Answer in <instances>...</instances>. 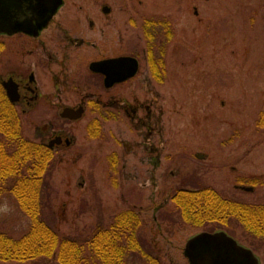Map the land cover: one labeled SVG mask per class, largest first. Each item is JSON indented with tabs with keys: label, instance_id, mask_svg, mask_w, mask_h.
<instances>
[{
	"label": "rangeland",
	"instance_id": "rangeland-1",
	"mask_svg": "<svg viewBox=\"0 0 264 264\" xmlns=\"http://www.w3.org/2000/svg\"><path fill=\"white\" fill-rule=\"evenodd\" d=\"M64 3L55 19L73 27L72 37L96 44L98 52L90 46L74 47L62 67H32L44 99L26 113L16 108L25 140L47 143L51 132L42 128L51 122L72 141L70 147L51 152L44 218L60 235L84 240L96 227H107L118 213L133 209L141 219L148 257L157 264H187L183 249L188 239L224 230L182 223L171 203L175 191L209 187L226 200L264 205V129L255 127L264 106V0ZM104 5L110 8L108 15L101 12ZM146 20L158 22L155 40L149 44L157 59L161 55L157 50L164 45L157 80L146 60L149 46L142 29ZM89 21L94 22L93 31ZM162 22L167 23L170 40L159 26ZM0 43V79L6 80L20 43L14 36H0ZM102 54L136 57L138 75L104 94L100 85L87 79L88 62ZM61 59L58 56V63ZM55 75L69 82L55 87ZM76 85L104 100L119 99L127 113L116 109L107 115V110L88 107L74 120L61 119L59 105L73 107L79 102L82 93ZM133 106L139 112L132 123ZM96 120L99 136L92 137L89 125ZM28 226L14 198L4 192L0 232L16 240ZM229 231L264 264V239L245 234L236 223ZM148 257L129 254L124 264H151ZM0 264L57 262L42 258Z\"/></svg>",
	"mask_w": 264,
	"mask_h": 264
},
{
	"label": "trees",
	"instance_id": "trees-1",
	"mask_svg": "<svg viewBox=\"0 0 264 264\" xmlns=\"http://www.w3.org/2000/svg\"><path fill=\"white\" fill-rule=\"evenodd\" d=\"M160 24L165 39L170 40L167 23ZM142 29L149 46L147 63L157 80L164 45L157 50L161 54L157 59L149 44L155 40L158 22L146 20ZM2 49L0 45V52ZM89 126L90 136L98 137V123ZM255 127L257 131L264 129V106ZM50 161V149L23 138L19 114L0 85V197L8 191L29 221L27 231L19 239L0 232L1 263L53 258L57 264H124L129 254L148 257L143 250L141 219L133 209L118 213L107 227H96L84 240L60 235L51 227L44 218ZM171 203L181 222L192 228L217 227L231 235L230 225L236 223L245 234L264 239V205L226 200L209 187L178 189ZM149 259L151 264H157L155 259Z\"/></svg>",
	"mask_w": 264,
	"mask_h": 264
},
{
	"label": "flooded vegetation",
	"instance_id": "flooded-vegetation-1",
	"mask_svg": "<svg viewBox=\"0 0 264 264\" xmlns=\"http://www.w3.org/2000/svg\"><path fill=\"white\" fill-rule=\"evenodd\" d=\"M64 0H60V6L58 9L52 14V16L44 22L41 26H39L36 29V32L34 34H27L24 32H18L14 33V38L18 40L19 48L15 52L16 58V64L13 70L10 71V75L7 77L6 80L0 79V85L2 86L3 90L5 91L8 101L13 105L14 109L20 107L22 112L26 113V110L30 111L32 105H34L37 100L41 101L44 99L41 94L39 93L37 87L34 83V74L32 71V67L36 66L37 68H45L49 69L53 65H59L64 66V61L68 59L67 52L70 49H73L74 47H85L90 46L91 49H94V51L98 52V47L94 43H90V41L84 39V38H74L72 37L73 34H75V30L73 27H65L60 21H57L55 19L56 15L58 14L59 10L64 6ZM109 9V12L105 13L102 11L103 8ZM101 12L104 15H108L110 13V8L104 5L101 8ZM56 20V21H55ZM79 25V24H77ZM94 22L89 21L88 27L90 31H93ZM51 31V32H50ZM0 36H7V35H0ZM8 36V37H12ZM2 44V43H0ZM49 48H54V51H49ZM39 52V53H38ZM58 56L63 57V60L61 59L60 63H58ZM68 57V58H67ZM119 57H133L138 62V72L133 77L126 81L115 83L110 86H106L104 81L105 77L97 72H93L90 70L89 66L91 63L101 62L109 59H115ZM27 58L32 59L33 61L27 60ZM147 60V56H146ZM87 79H90V81H94L97 86H101L103 89L104 94H107L109 91L114 90L116 87L127 84L130 80L134 79L139 71H140V63L138 59L131 55H98V57H95L93 59H90V61L87 64ZM65 72V71H63ZM62 75L56 76V84L55 87L58 86V84H67L69 81L68 78L65 77V79H61ZM60 79V80H59ZM77 86V85H76ZM77 91L81 92L79 102H77L73 107L69 105H59L57 109L58 115L61 119L67 120V118H62L60 116V112L64 108L69 109H76L79 107L81 111V115L85 113L87 108H91L93 111H101V110H107L106 114H112L110 110H119L124 111L127 113V106L119 101V99H108L104 100L102 98L101 94H96L92 91H84L85 89L79 88V85L76 88ZM15 101H11L10 99H14ZM48 98V97H46ZM45 98V100H46ZM112 98V97H111ZM130 108V107H129ZM139 108L133 106L132 113L130 114L131 122L133 123L137 117ZM112 117V115H110ZM68 120H74V119H68ZM96 122L99 125V122L96 120ZM146 121L143 120L142 123H140V126L144 127ZM43 130H48V132H51L50 137L47 140V143H42L45 145L48 149H50L51 152L57 147L65 146L66 148L70 147L72 144L71 139H68L59 128L54 129V124L49 122L48 126H44L42 128ZM50 139L53 141V145L50 147L48 146V143L50 142ZM68 144H67V142ZM55 141V142H54ZM58 142V143H57Z\"/></svg>",
	"mask_w": 264,
	"mask_h": 264
},
{
	"label": "water",
	"instance_id": "water-1",
	"mask_svg": "<svg viewBox=\"0 0 264 264\" xmlns=\"http://www.w3.org/2000/svg\"><path fill=\"white\" fill-rule=\"evenodd\" d=\"M59 6L60 0H0V35L12 36L18 32L34 34ZM102 11L107 13L109 9L105 7ZM89 68L102 74L105 85L110 86L133 78L138 72V62L133 57H119L91 63ZM10 100L15 101V98ZM79 113V108H64L60 116L75 119ZM51 145L52 139L48 146ZM183 255L188 264H260L258 257L250 249L239 245L223 231L202 232L188 239Z\"/></svg>",
	"mask_w": 264,
	"mask_h": 264
}]
</instances>
